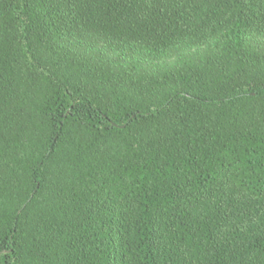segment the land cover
Instances as JSON below:
<instances>
[{"label":"trees","instance_id":"obj_1","mask_svg":"<svg viewBox=\"0 0 264 264\" xmlns=\"http://www.w3.org/2000/svg\"><path fill=\"white\" fill-rule=\"evenodd\" d=\"M0 264H264V0H0Z\"/></svg>","mask_w":264,"mask_h":264}]
</instances>
